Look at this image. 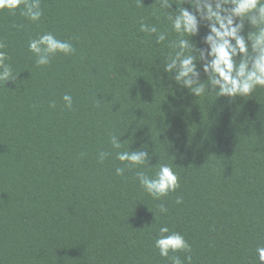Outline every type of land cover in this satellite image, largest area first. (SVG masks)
<instances>
[{
	"label": "trees",
	"instance_id": "trees-1",
	"mask_svg": "<svg viewBox=\"0 0 264 264\" xmlns=\"http://www.w3.org/2000/svg\"><path fill=\"white\" fill-rule=\"evenodd\" d=\"M0 264H264V0H0Z\"/></svg>",
	"mask_w": 264,
	"mask_h": 264
}]
</instances>
